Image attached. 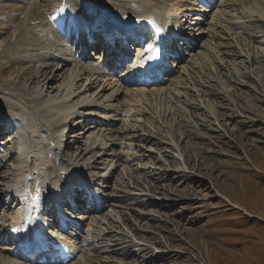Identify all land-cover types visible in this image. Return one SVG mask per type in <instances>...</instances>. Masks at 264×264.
Here are the masks:
<instances>
[{"label":"rangeland","instance_id":"374dc122","mask_svg":"<svg viewBox=\"0 0 264 264\" xmlns=\"http://www.w3.org/2000/svg\"><path fill=\"white\" fill-rule=\"evenodd\" d=\"M51 1L59 5L57 17L65 4L76 9L80 3ZM30 2L35 6L32 10L44 12L45 18L51 16L44 0H22L23 7L13 3L12 7L17 6L10 12L18 17ZM106 5L96 12L111 13ZM172 5L183 10L179 17L184 19L185 35L176 42L178 49L171 45L178 59L169 61L178 66L171 69L172 77H166L168 85L164 81L160 88L165 89L158 96L149 88L144 97H136L141 88L128 86L134 78L126 74L124 64L110 66L112 60L95 57L96 53H76L81 44L75 41L68 49L57 33L62 22L54 19L42 17L35 36L33 29L17 42L22 46L11 50L10 44L4 56L0 53V67H33L36 71L40 65L51 64L55 71L62 60L67 62L58 79H51L53 73L47 79L49 87L56 88L51 93L50 88L41 92L37 85L28 87L0 75V101L13 106L0 109V126L7 123L0 138V232L8 233L21 211L22 205L12 201L17 196L14 189L21 186L19 190L25 192L22 181L15 186L18 161L28 171L29 159L35 157V145L40 143L53 162L46 167H52L48 173L56 168L64 174L77 171L85 175L91 181L87 188L101 202V211H97L95 200L84 203L86 189L77 190L75 199L80 201L83 221L75 228L69 225L70 234H75L76 257L68 264H264V0H173ZM88 13L90 18L93 14ZM1 19L5 24V18ZM6 35L0 41L7 40ZM49 43L52 48L45 56L53 59L42 62V48ZM30 46L37 49L33 62L25 53ZM138 50L139 45L130 46L125 55L134 57ZM79 55L87 63L85 68L72 61ZM75 67L88 70L73 84L83 88L76 90V86L75 94H70L68 76L80 73ZM89 67L102 70L105 77H91ZM89 79L93 85L84 89L91 85ZM122 87L130 93L120 94ZM37 94L47 104L84 102L73 107L64 131L59 124L48 130L35 120L39 115L34 104L40 99L25 101ZM65 95L70 99H61ZM110 95L118 97L112 104L107 102ZM15 109L24 111L31 127L26 122L24 129L21 124L19 128L9 124ZM15 128L24 138L13 132ZM12 133L17 139L10 141ZM21 142L30 146L18 156L15 144ZM30 174L26 180L32 179L34 174ZM48 211L45 215L54 219L52 208ZM69 218L74 222L73 216ZM9 247L0 244V264H5L3 251Z\"/></svg>","mask_w":264,"mask_h":264},{"label":"bare ground","instance_id":"6f19581e","mask_svg":"<svg viewBox=\"0 0 264 264\" xmlns=\"http://www.w3.org/2000/svg\"><path fill=\"white\" fill-rule=\"evenodd\" d=\"M39 1H42V0H39ZM44 1H46V3H47L44 7L48 8V10L51 11V16H49L47 18H45L44 12L40 11L41 13L40 12L38 13L37 12L38 11L37 8H36L37 11L32 10L31 8H33L35 6H32L31 2H30V5L32 7H30V5L27 6L26 12L25 13H21V14L19 13L20 15L17 17L18 14L16 13L17 15H15V14L11 13L10 10L15 11L17 5L15 7H12L13 3L14 4L20 3V5H22L21 4L22 0H0V24H1L0 25V39H3V36L5 34H7L6 37H8V39L5 40L4 42L0 41V53L1 54L6 49H9L8 47H9L10 44H11V47H10L11 50H12V48L20 45L18 43L21 42L23 39H25L27 37V34L29 32H31V30H33V29H35V30H33V35H34L35 32L38 31V29L42 27V22H40V19L42 20V17H43V20H44V19H51V18L56 16V11H58L59 5L53 3L51 0H44ZM78 1L80 3H78L76 9H74L72 6H70L68 4H67L68 7H65L66 6V4H65V6H64V8L62 10V14H60L58 16L59 19L60 18H66L67 30L72 25H76L78 27V30H77L78 35L74 36V40H75L76 44H78L80 42V38H82V34H83L84 37H86L89 34L91 36L92 35H96V30H98V31L103 33L104 30H105L104 26L110 27V25L113 26V28H111L112 30L110 32H112V33H119L120 32V34L123 35L125 37V39L127 40L126 43L130 42V44H133V43L137 44V42H135V40L133 38L135 36L139 37V39H140L139 50H140V47H141V50L140 51L138 50L139 52L137 51L135 57L134 58L128 57L129 59H123V58H120V56H118L117 60L115 62V63H119V59H120L121 63H119V64H123L124 63V66H125V69H126L127 73L131 71V69H132L131 66L132 65H135V68H136L135 70H141L142 71V69L145 68V64L143 63V61L146 59V57H145V54H143L144 53L143 49H145L147 46H149L150 44L155 42V40H153V36H154L153 32L154 31L151 32L150 21H148V20H153V22H155V24H157L162 29V32L157 33V38L156 39H159V41H161L162 39L164 40L163 41L164 42L163 43L164 44L163 45V48H164L163 56L160 59H157L158 61L155 62V64H158V66H160V65H163V63H164L165 66H166V64L168 63V65H169V62H170V66H166L165 74L163 75L164 81H166L167 85H168V80L167 79L172 77L170 69L175 68L176 66H178V64L175 65V61H168L169 59H168V57H166V53H167V56L172 54L171 52L174 51V50L171 49V45L173 44V46H174V43H176V41L180 42L181 39H178V38L181 37L182 35H185L183 33V28L181 26V22H183L184 19L182 17H179L180 14H182L183 10L180 11L179 7H177V6L174 7L172 5V1L173 0H162V1H159V0H125V1H120L119 0L117 2H115V0H113V1H110V3H107L104 0H102V1L101 0H75L74 3L78 2ZM205 1L209 2L210 0H205ZM41 3H43V2H41ZM50 3L56 5V7L52 8L53 5L51 6ZM104 3L107 4L106 8H108L107 10H109L111 13H107V11L105 13L96 12L95 9H99L100 11L104 10V6H105ZM127 5H129L132 9L131 10L128 9ZM203 5L204 4H202V6ZM22 7H23V5H22ZM37 7H38V5H37ZM44 7H43V9H44ZM92 9H94V11ZM45 10H47V9H45ZM48 10L45 11L47 14H49V12H50ZM88 11H90L91 14H93V15H91L90 18H89L90 14L88 13ZM76 16L81 17V20L75 21L76 20V18H75ZM3 17L5 18V24H2L3 20L1 18H3ZM187 18H189V16ZM86 22L88 24H86ZM60 23H61V21H60ZM97 25H98V27H97ZM88 26L94 27V28H91V29L87 28ZM125 29H127V30L125 31ZM67 32L68 31H66V33ZM147 33L149 34V37H151L152 39L146 45V37H147L146 34ZM28 40L31 41V39H29V38H28ZM65 42H67V45H66L67 48L71 50V45L69 47L68 39H65ZM15 43H17V45H15ZM22 43H24V42H22ZM82 44H84V42ZM118 44H119V42H118ZM50 45L51 44L49 43V45L47 47H43L42 48V49H44V52L43 51L41 52L40 51V46H38L39 53L41 52L40 55H44L42 57V60H40V61L49 62V61H51L53 59V57L45 56L47 54V52H45V51L47 49H48V51H50L51 48H52V46H50ZM20 46H22V45H20ZM23 46H24V44H23ZM32 46H30L29 49L27 48V52H25V53L29 55V58H30L29 60L30 61H32V60L36 61V59L33 58L32 56L37 54V51H36L37 49L36 48L32 49ZM165 46L166 47L169 46L170 49L169 48L166 49ZM18 47H17V49H18ZM96 47H98V46H96ZM96 47L94 46V49H93L94 51L97 52L95 57H103V55L98 51V49ZM86 49H87V47L85 45H83L80 48L76 49L75 52L76 53L80 52V54H84V53H86L85 51H87ZM182 50H185V49H182ZM14 51H15V49H14ZM125 51H127V50H125ZM89 52L92 55V51H89ZM71 53H72V51H70V54ZM177 53L178 52H175V54H173V55H177ZM2 55L4 56V54H2ZM149 55L150 54H147V57H149ZM104 57H105V60L108 61V57L107 56H104ZM121 57H122V55H121ZM171 57H173V56H171ZM38 58H40V57H38ZM65 61L66 60H62L60 62V66L61 67L59 69L57 67V69L55 71L52 68L53 66L51 64L40 65L37 68L36 71L34 69H32L33 67L31 68L30 66H29L30 68L27 67V69H24L22 66L20 67L21 69H19V68L15 69L12 65H7V66L3 65L4 67H0V75L1 74H5L6 76H10L13 80L22 81V83L24 85L28 86V87L37 85L36 87H40V90L42 89L41 92L43 91V88L45 89V92L47 91V89L50 88V90H48V93H51V91H53V92L56 91V88L52 90V88L49 87V85H48L49 83L47 82V79L53 73L51 79H53L55 81L57 74H59V72L63 69V65H65L67 63ZM72 61L75 62V63L81 62V66H83L84 68L87 66L86 65L87 63L86 64L83 63L84 59L80 55L78 57H74V59ZM19 64L21 65V63H19ZM57 64H59V63H57ZM151 64H154V61L148 62V65H151ZM1 66H2V64H1ZM34 68H35V66H34ZM90 68L91 67H89V71L91 73L90 74L91 77H96L97 79L101 78V77H105V72H103L102 70L95 69V68H91V70H90ZM75 70L78 71V68H76ZM86 70H88V69H84V70L80 69L79 70L80 73H78L77 76L74 77V78H73V76H71V74H69L68 83L66 85L69 87L70 94L75 92V90L73 88H75L76 86H77L76 90H79V89L83 88L82 84L81 85L80 84L73 85V84H76V82H77L76 79L79 76L84 75L85 74L84 72H87ZM150 73L146 72V76H148ZM90 75H88V76H90ZM167 76H169V78H166ZM129 77H132V76L129 75ZM72 78H73V80H72ZM57 79H58V76H57ZM88 81L91 83V85L90 84H88L86 86L84 85L85 86L84 89H88L89 88L88 86H92L93 85V82H91L93 80L89 79ZM12 82H15V81H12ZM80 83H81V81H80ZM161 84H162L161 82H154L153 84L151 83L152 87H151V90H149V91H153L154 93H152V94L156 93V95L158 96L157 92H160L159 90H161V88H160L162 86ZM140 85L143 86V87H146L145 84H143V85L140 84ZM165 87L167 88V86H165ZM22 88H24V87L22 86ZM158 88H160V89H158ZM18 89H20V87ZM164 89H162V90H164ZM137 91L138 92L135 93V96L136 97L140 96L139 99H141V97L145 96V94L147 92V89L145 90V89L141 88V89H137ZM128 92L129 91L127 90L126 87L120 88V94L124 93L125 96H126ZM161 93H163V91ZM39 99H40V101H39V104H38V103H36V101H38ZM61 99H64V100L67 101V99H70V97L67 95L66 97L63 96ZM116 99H118L117 96H111L110 95V98L107 99V102H109V104H112V102H114ZM25 101L26 102H30L31 101V102H35L36 103V104H34L35 105L34 106V108H35L34 110L36 111V115H39V117L37 119H35V120H37V121L40 120L39 122L43 125V127H45L46 129L49 130L54 125L59 124V128H61V130H63V131H64L63 126H65L64 121H66L67 118H69V116L72 114V112H74L73 111L74 110L73 107H75V106L77 107V105L79 106L80 104H83V102H84V101L82 103H77L76 102V104H74L72 106L66 105L67 104L66 102L65 103L56 102L54 104L50 103L51 105L48 103L49 104L48 105L47 102H43L41 100V98L39 97L38 94L36 96H34L33 99L28 98V100H25ZM81 101H82V99H81ZM10 104H11V102H10ZM68 106H70L71 108L68 107ZM12 108H13L12 105L10 107L6 102L0 101V109L1 110L7 111V109L11 110ZM100 108L103 109V107H101L100 105H97V109H100ZM76 109L77 108H75V110ZM14 112H15L14 113L15 116H13L14 119H13L12 122H10V123L8 122L9 124H11V123H15L16 125L21 124L22 125L21 126L22 129H24L23 127H25L23 125V124H25V122L27 124L26 126H29V124L31 123V120L29 121L30 123L27 122L28 119H27V116L24 115V111H20L18 109H15ZM49 113H51L53 118H52V116ZM73 114H75V113H73ZM28 118H31V117H28ZM4 124H7V123H3V125L0 126V138L2 137V135H5V133L7 131L6 130V125H4ZM36 125L38 126V124H36ZM29 127H31V126H29ZM29 127H27V128H29ZM18 128H19V126H18ZM27 128H25V129H27ZM13 132H15L16 135L17 134L18 135L21 134V131L19 129H15V131H13ZM21 135H22V138H24L23 134H21ZM17 136H13V133H12L10 141L15 139V138L17 139ZM0 140H3V139H0ZM10 141H7V142L11 143ZM12 146H13V142H12ZM17 146H18V148H17ZM17 146L15 144V150H18V152H19L18 156H21L27 151V149L30 146V144L27 143V142H21L20 145L17 144ZM35 147H36V150H35L36 153L34 154L35 157L33 159H29V162H28L29 169H28V171H24V168H26V166H23V161L21 159H19V161H18L17 170H16V171H18V173L15 175V178H16L15 179L16 180L15 186H17L18 181H20V182L22 181L23 186L25 187L24 188L25 192L19 190V188L21 187L20 184H22V183H19L18 185L20 187L17 186L19 188L14 189L12 192L14 194H16L17 196H21L22 199L17 200L16 199L17 196H14V197H12V201H14L15 204L18 203V205H19V203H20L22 205L21 211L16 213V215H15L16 218L14 217L15 221H16L15 223H17V222L19 223L20 219L24 216V213L28 212V210H31V206L33 205V207H32V216L33 217H32L30 222H34L35 227L41 232V234L43 235V238H45L46 234H44V229H42V228L45 227V223L48 222V220H45V218H43V220H42V218L39 219L38 215L42 216L43 214L45 215V213H48V210H47L48 207H46L45 201L43 200V199H46L48 197L51 199V202L53 203L54 207H58V208L62 207L59 204L63 203V199H62L63 194L64 193H68V190L65 189V185L62 182L63 180L64 181L67 180L66 181L67 185L69 184L68 181H70L72 183L73 187L77 186L79 189H82V188L86 189V191H85V194L87 195L85 197L86 201H84V199H83V201H84V203L86 205L88 204V201L91 200V202H93V200H95L96 201L95 205H96L97 210H98L101 207V202H100V199L97 196H95L94 190L92 188H87L88 184L91 181L89 182V179H87V177L85 175H81L80 173H77V171H76V173L74 171H68L67 174H64V173H60L56 168L55 169L53 168V172L48 173V170H49V168L51 166L48 167L47 169H46V167H47V165L49 163L52 162L51 158L48 156V153L46 152L47 150L45 148H43V146H41L40 143L36 144ZM63 153H65V152H63ZM59 155L62 156V154H59ZM59 159H61V158H58V160ZM30 161H32V162H30ZM33 161H34V166L35 167L34 166L32 167ZM92 164L93 163H91V165ZM51 168H50V170H51ZM55 170H56V172H54ZM31 171H32V174H34L33 177L34 176L35 177L34 178L32 177V179H27L26 180L25 177L28 176V172H31ZM32 174H30V175H32ZM54 184L57 186L58 189H56V188L54 189V187H55ZM22 188H20V189H22ZM59 188H61L62 190L61 189L59 190ZM26 190H28V191H26ZM55 190H58V194H56ZM77 190L78 189L76 188L74 190V193L79 192ZM155 190H157V189L155 188ZM34 194H37V196H36V198L33 199L34 201H32L31 199H32V196H34ZM71 194H72V192L70 193V196H71ZM70 196L67 197L69 200H71ZM220 197H221V195H220ZM76 200H78V199L74 198V202L75 203H72L69 208L66 207V210H65V207L62 210L63 213H64L63 215L66 216L67 219L70 216L67 213L69 211V209L70 210L72 209V211H73V209L79 210V209H77L78 208L77 205H78V203L80 201L77 202ZM84 208L85 207H83L81 210L84 211ZM99 211H101V209ZM79 213H81V212L79 211ZM75 214H77V213H75ZM75 214H74V218H75L74 222L71 223L72 224V228H75L74 227L75 223H79L80 224L83 221L81 219V218H83V212L81 213V217H79V216L75 217ZM57 216L59 218L62 217V215H60V214H58ZM66 221L67 220L65 219V217H64V220L61 219L59 221V228L56 229L54 227L53 229H51V231L53 233L52 234H47V236L50 239V243L52 241H54V237H56L57 235L59 237H61L58 240L61 243H63V248L65 249L67 254L72 257V259H75L76 256H73V255L76 254V251L74 249V245H73L72 239H70V237H69L70 232L69 233L65 232V233H60L59 234V230H62L63 227H65V222ZM68 221L70 222V219ZM18 223L14 224L13 227H11V228L17 227ZM27 223H28V221H26L25 224H27ZM69 231H73V230H71V228H69ZM8 233H10V231H8ZM2 250H5V249H2ZM53 253L57 254L56 252H53ZM3 254L4 255L2 257L6 258L7 260L9 259L7 261L6 259L3 258L2 263H5V264H39L37 261L31 262V259H21L18 256L13 255V253L10 251V249L6 250V251H3ZM125 255H127V253ZM0 261H1V259H0ZM47 264H48V262H47ZM52 264H54V263H52Z\"/></svg>","mask_w":264,"mask_h":264},{"label":"snow or ice","instance_id":"6c2138e0","mask_svg":"<svg viewBox=\"0 0 264 264\" xmlns=\"http://www.w3.org/2000/svg\"><path fill=\"white\" fill-rule=\"evenodd\" d=\"M151 39H152L151 37L146 38V45L150 42ZM143 51L155 53L156 52V46L152 45L151 47H146L145 49H143Z\"/></svg>","mask_w":264,"mask_h":264}]
</instances>
